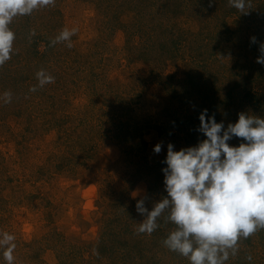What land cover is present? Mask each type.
I'll return each mask as SVG.
<instances>
[{"label": "rangeland", "instance_id": "rangeland-1", "mask_svg": "<svg viewBox=\"0 0 264 264\" xmlns=\"http://www.w3.org/2000/svg\"><path fill=\"white\" fill-rule=\"evenodd\" d=\"M246 4L55 0L13 18L0 66V239L15 237L12 264H191L164 244L170 210L140 233L136 203L151 211L168 196L167 145L204 139V109L225 127L240 112L264 118V0ZM65 29L76 31L53 43ZM41 70L54 82L41 87ZM236 248L223 264H264V228Z\"/></svg>", "mask_w": 264, "mask_h": 264}, {"label": "clouds", "instance_id": "clouds-1", "mask_svg": "<svg viewBox=\"0 0 264 264\" xmlns=\"http://www.w3.org/2000/svg\"><path fill=\"white\" fill-rule=\"evenodd\" d=\"M54 3L55 0H0V66L11 58L15 35L9 24L13 18ZM229 5L242 14H247L246 7L250 8L246 0H229ZM75 31L65 29L53 43L69 40ZM251 41L256 43V37ZM259 52L256 62L264 65V42ZM37 78L41 87L54 82V77L43 70ZM4 100L9 103L11 93L5 92ZM199 119L197 131L203 133L204 139L179 150L168 143L163 161L167 166L162 169L168 196L156 202L151 211L144 198L137 201L136 210L144 216L138 231L151 234L158 227L157 218L168 209L167 219L177 228L164 244L188 257L191 264H223L229 250L235 255L240 237L246 239L264 228V118L240 112L238 121L225 127L223 121L217 122L214 114L208 116L204 109ZM234 137L242 138L239 146L228 143ZM161 150L162 145L157 143L154 152ZM14 239L8 233L0 239L7 264L14 260Z\"/></svg>", "mask_w": 264, "mask_h": 264}, {"label": "trees", "instance_id": "trees-1", "mask_svg": "<svg viewBox=\"0 0 264 264\" xmlns=\"http://www.w3.org/2000/svg\"><path fill=\"white\" fill-rule=\"evenodd\" d=\"M194 94V93H193Z\"/></svg>", "mask_w": 264, "mask_h": 264}]
</instances>
